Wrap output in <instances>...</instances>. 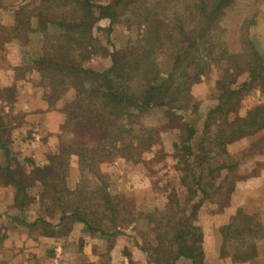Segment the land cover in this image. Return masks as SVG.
I'll use <instances>...</instances> for the list:
<instances>
[{
  "label": "trees",
  "instance_id": "1",
  "mask_svg": "<svg viewBox=\"0 0 264 264\" xmlns=\"http://www.w3.org/2000/svg\"><path fill=\"white\" fill-rule=\"evenodd\" d=\"M42 1L49 19L42 21L40 16L33 31L47 37L53 55L33 57L30 61L32 67H37L40 78L50 85L48 100L58 99L65 90H73V98L65 103L63 112L64 128L74 133L75 139L59 141L57 150L48 155L45 164L29 170L30 185L38 183L41 187L40 203L51 200L59 213L57 225L44 216H37L30 225H45L48 232L54 234L55 227L65 222H78L84 232L106 237L119 235L125 228L141 231L148 219L144 210L127 208L123 196L107 192L99 166L106 157L114 154L115 149L127 151L128 155L150 150L158 141L157 135L152 127L138 128V119L151 107H165L167 113L177 116L173 110H184L192 103L191 86L212 72L217 75L218 101L205 115L195 151L191 149L190 141L196 137V130L189 124L184 126L187 142L183 161L189 167L184 179L191 178L196 188L191 189L183 203L172 198V207L168 211L156 209L149 213V217L154 215L149 222L154 221L157 230L153 236L155 244H139L147 253L148 261L154 264H174L179 257L189 258L192 264H202V230L193 226L201 203L210 195L202 183L208 179V187L221 195L219 190L223 185L214 187L219 174L223 182L229 184L230 192L238 177L229 180L228 175L238 164L217 163L207 169L206 174L201 165L216 149L221 152L215 154L216 158L225 155V160H229L227 146L241 138L256 137V141L264 143V133H260L264 128V103L248 109L244 116L238 114L242 99L253 88L264 90V53L256 49L245 28V32L236 36L239 49L230 50L228 30L222 22L234 0H109L106 4L92 0ZM57 1H62L60 5L65 7L56 4ZM122 13H128L127 22L136 25L139 34L135 37L136 42L126 49H115L111 65L104 71L82 67L81 61L93 47V24L101 18L115 21ZM15 22L13 28L10 27L13 31ZM162 39L169 42L166 50L161 49ZM73 50L79 51V58L71 55ZM161 53L170 60L168 66L164 65L163 59L159 60ZM243 73L247 74V79L238 82ZM1 124L0 121V148L8 160L10 153L1 136ZM255 146L256 143L252 145ZM215 156L211 159H216ZM72 157L77 158L80 180L70 190L67 178ZM189 158L200 167L190 166ZM5 176L15 187V201L20 196L19 204L25 205L28 184L15 179L12 170L7 169ZM86 189L89 195L82 196L81 192ZM94 195L103 197L100 206L108 213L110 224L106 229L102 220L90 216L98 211L95 203V208H90ZM254 218L239 210L231 222L219 228L223 244L233 242L229 250L220 249L221 257H230L234 262L257 257L259 251L255 239L260 237V225ZM232 228L233 234L230 233Z\"/></svg>",
  "mask_w": 264,
  "mask_h": 264
},
{
  "label": "rangeland",
  "instance_id": "2",
  "mask_svg": "<svg viewBox=\"0 0 264 264\" xmlns=\"http://www.w3.org/2000/svg\"><path fill=\"white\" fill-rule=\"evenodd\" d=\"M92 1L101 4L109 2V0ZM147 1L150 2V0ZM61 2L57 1L56 4L65 7L60 5ZM44 8L45 5L42 0H1L0 3V116L2 118L0 121L2 123L1 136L10 153V157L6 160L3 150L0 148V210H3L4 215L9 212V216L12 217V214H15L16 217V219L13 217L11 220L7 217H0V226L8 223L9 227L10 225H17L19 230H24L25 227L29 231L30 238L38 235L57 239L53 247L58 249L65 247L66 252L74 251L73 255L61 258V261H58L59 264H67L66 259L70 256L73 257V259L70 258L71 260L76 258L78 261H88L87 264H96L98 260L95 244L98 243L95 242L98 241L105 248L103 256L98 262H106L109 248L116 242V237H120L121 240L124 239V242L127 240L130 245L138 242L144 245L147 242L155 244L153 236L157 230L154 221L149 222L154 216L149 217L151 215L149 213H153L156 209L168 211L172 207V198L175 197L179 203H183L184 199L191 194V189L194 191L196 188V185L190 180L191 178L184 179L189 168L187 162L183 161L184 146L187 142V130L184 126L189 124L196 130V137L190 141L191 149L195 151L205 115L218 101V91L215 88L217 75L212 72L207 73L200 82L191 86L192 103L184 110H173L177 116H171L165 107H151L144 112L138 119L139 123L136 126L154 129L158 141L150 150H142L143 152H134L128 155L127 151L122 152L119 151L120 149H115L114 154L106 157L99 166L102 178L106 183L107 192L112 195L120 194L123 196L127 208L134 209V211L144 210L145 218L148 219L147 224L140 228L141 231L136 232L125 228L120 230V236L106 237L98 233L84 232L78 222H65L62 226L55 227L54 234H51L48 232L47 226L42 224L30 225L32 220L26 221L33 216H44L51 224L57 225L59 216L51 200L46 199L40 203L39 192L41 187L38 183L30 185L32 177L29 170L33 166L45 164L48 155L57 150L59 141L71 142L75 139V134L64 128L65 115L63 112V106L73 98L74 92L72 89L65 90L58 99L48 100L47 94L51 91L50 85L40 78L37 67L31 65L30 60L33 57L36 58L45 54H48L47 56L53 55V49L47 45V37L40 32L33 31L34 27L39 24L40 16L42 21L49 19ZM127 17L128 13H122L117 15L115 21H111L109 18H101L93 24L91 28L93 47L90 54L81 61L82 67L95 72L104 71L111 65V57L115 49H126L136 42V25L128 23ZM14 22L16 29L13 31ZM11 25L12 28H10ZM222 25L228 30L226 36L230 50L237 51L239 49L238 37L236 36L245 32V28L256 49L261 54L264 53V0H234L226 12ZM51 32L50 30L49 36ZM160 42L161 49L166 50L169 42L163 39ZM71 55L77 59L79 58V51L73 50ZM159 55V60L163 59L164 65L168 66L170 60L165 57L166 54L161 53ZM246 79L247 74L243 73L239 76L238 82ZM21 102L28 104V107L17 109L18 107L15 105ZM259 103H264V90L253 88L242 99L238 114L244 116L248 109ZM6 108H9L8 113L4 111ZM215 125V130H217ZM138 135L142 136L140 133ZM254 143L256 146L252 147ZM263 146L264 143L256 141V137L248 138L247 143H241V145L234 143L230 149L227 147L226 150L230 154L229 160H225L227 158L225 155L216 158L215 154L220 152L216 149L210 153V158L201 167L204 168L206 174L207 169L214 167L217 163L236 162L238 165L230 171L229 180L238 176H250L253 172L259 171L258 163H254L253 159L263 150ZM213 156L216 159L212 160L211 157ZM189 159L190 166L200 167L195 165L193 158ZM247 166H250L252 171L248 172ZM7 169L13 171L15 179L28 184L27 198H25V205L23 206L19 204L20 196L17 197L16 201L14 199L15 187L9 181V177L5 176ZM217 175L214 187L223 185V188L219 190L221 195L214 193L213 188L208 187V179L202 183L204 187L208 188L210 195L201 205L204 202L210 203L214 209H220L219 205L223 201V196L229 192V184L223 182L221 175ZM79 180L77 158L72 157L67 178L69 189L73 190ZM93 181L94 179L91 184ZM88 192L89 190L86 189L83 193L81 192V195L88 196ZM102 198L98 195L93 196L90 208L93 210L95 208L93 203H95L98 205V211L96 215L90 216L93 219L102 220L103 227L106 229L110 226L107 219L109 215L100 206L103 201ZM188 212L189 210H187ZM253 216L260 225L258 233L260 237L256 238L255 242L256 245L257 242H260L261 252L264 253V220L261 219L260 214ZM194 225H196L195 221L193 222ZM230 233L233 234V228ZM201 234L203 241L204 234L202 231ZM145 235L147 237H144ZM248 239L250 240L249 237ZM57 242H63L64 246H60ZM219 242V255L221 248L225 247L229 250L233 245L232 241H227L226 246L223 244L221 232H219ZM50 245L51 243L42 244L40 249H37L38 252L35 253L41 264H55V262L51 263V259L47 263L45 259L41 258L47 255L50 258L53 257ZM83 245L91 246H87L86 251L80 252ZM127 248L124 245L122 250L124 254L127 253ZM25 255L27 258H31V262H37L35 255L32 257V253L29 251H26ZM258 255H260V251Z\"/></svg>",
  "mask_w": 264,
  "mask_h": 264
},
{
  "label": "crops",
  "instance_id": "3",
  "mask_svg": "<svg viewBox=\"0 0 264 264\" xmlns=\"http://www.w3.org/2000/svg\"><path fill=\"white\" fill-rule=\"evenodd\" d=\"M15 107H18L17 109H25L28 107V104L21 102L16 104ZM4 111L5 113H8L9 108L4 109ZM260 133H264V128ZM248 138L249 137L241 138L229 144L227 147L230 149L234 143H239L240 145L241 143H247ZM253 162L258 163L259 171H256V173L253 172L250 176H238L234 182L232 190L224 197L223 203L219 205L220 209H214L210 203L204 202L198 210L195 223L201 228L204 234L201 243L203 251L202 264H264V255H261L264 253L261 252L262 249L260 242H257L260 255L247 261L234 262L230 257H221L219 255V228L228 224L237 211H243L247 215L260 214L261 219L264 220V149L255 156ZM250 166H247L246 170L248 172L252 171ZM8 213L4 215L3 210H0V217H7L10 220L11 218L13 219V217L16 219L14 216L15 214H12L13 216L11 217ZM35 218L37 217L33 216L26 221H34ZM10 227L8 223H4L0 226V264H41L39 262L40 259L38 260V256L35 255V253L44 243H51V251L53 252V257L51 258L48 257V255L41 257L45 259V262L47 263H49L51 259V263L55 262V264H59L58 261H61V258L74 254L73 250L66 252L64 250L65 247H60V250L57 247H53V244L56 243L57 239L44 236L40 237L38 235L30 238L29 231L25 229V227L24 230H19L17 225H10ZM78 232L80 233V231ZM71 235L74 234L71 233ZM115 241L116 242L109 248L106 262H98L100 258H102L105 248L100 245L98 241L95 242L98 243L95 244L98 260L96 261V264H154L148 261L147 253L140 248L139 242L130 245L127 243V240L124 242V239L121 240L120 237H116ZM58 244L62 247L64 246L63 242H59ZM65 245L67 246V244ZM124 245L128 247L127 253L125 254L122 252ZM87 246L91 245H83L80 252L84 250L86 251ZM26 251L32 253V257L35 255L34 257L37 262H31V258H27L25 255ZM70 258L73 259L72 256L68 257L66 259L67 264H87L88 262L85 260L78 261L76 258L75 260H71ZM174 264H192V261L186 257H179Z\"/></svg>",
  "mask_w": 264,
  "mask_h": 264
}]
</instances>
